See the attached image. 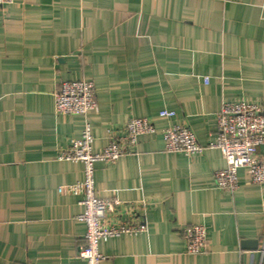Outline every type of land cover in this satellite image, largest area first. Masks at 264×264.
<instances>
[{
    "label": "crops",
    "instance_id": "0c3cea01",
    "mask_svg": "<svg viewBox=\"0 0 264 264\" xmlns=\"http://www.w3.org/2000/svg\"><path fill=\"white\" fill-rule=\"evenodd\" d=\"M82 80L98 111L58 114L61 83ZM235 102L264 106V0H14L0 13V264H87L82 197L59 192L84 166L58 154L86 122L101 152L133 118L156 133L96 163L95 182L99 198L119 201L103 227L145 231L101 242L103 264H264V184L246 168L233 193L215 181L226 167L211 147L217 116ZM172 124L190 127L203 152H167ZM194 225L208 233L201 255L186 252Z\"/></svg>",
    "mask_w": 264,
    "mask_h": 264
},
{
    "label": "built area",
    "instance_id": "2783aa9c",
    "mask_svg": "<svg viewBox=\"0 0 264 264\" xmlns=\"http://www.w3.org/2000/svg\"><path fill=\"white\" fill-rule=\"evenodd\" d=\"M14 0H0V13ZM55 107L58 114L87 117L98 111L93 82L64 81L55 94ZM173 111L164 110L160 116L172 119ZM156 133L155 124L147 118H133L125 128L123 136L110 135L109 144L101 152H94L92 126L86 122L80 139L58 154L59 161L81 163L84 166V180L74 185L63 186L59 192L81 196L84 207L78 219L85 223V245L79 257L87 264H103L105 257L100 252V243L124 234L141 233L144 225H126L105 228L104 218L115 212L119 201L102 199L97 196L95 166L98 162L112 164L138 145L141 136ZM165 150L180 153L191 158L201 154L204 148L187 125L172 124L163 131ZM264 146V106L246 102L224 103L217 116V138L211 144L218 148L226 162V167L215 172L216 186L225 192H235L239 188L238 172L246 168L254 184H264V163L259 157V148ZM207 230L194 225L184 230L186 252L201 255L207 250Z\"/></svg>",
    "mask_w": 264,
    "mask_h": 264
}]
</instances>
